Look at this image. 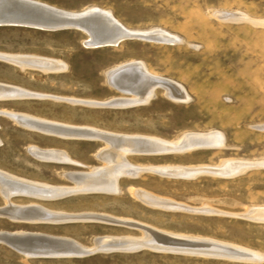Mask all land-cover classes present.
Masks as SVG:
<instances>
[{
	"label": "rangeland",
	"instance_id": "1",
	"mask_svg": "<svg viewBox=\"0 0 264 264\" xmlns=\"http://www.w3.org/2000/svg\"><path fill=\"white\" fill-rule=\"evenodd\" d=\"M32 1L71 12L98 7L111 11L131 30L163 29L179 42L129 39L119 45L91 48L85 44L90 36L77 29H42L31 25L28 28L16 23L0 26V54L33 55L68 65L65 72L47 74L23 71L0 60V85L16 86L34 96L2 99L0 111L165 141H177L190 133H217L222 135L224 147L183 155H133L128 160L132 165L151 169L216 167L226 161L248 164L251 169L237 177L204 175L191 180L144 173L137 179L122 178L123 192L119 195L91 192L56 202L33 201L61 213L65 222L27 225L0 218V234L24 231L21 234L27 236L69 238L89 250L82 258L40 256L29 259V264H264V260L245 262L221 251L226 243L264 258V221L257 220L263 217L257 214L264 213V0ZM132 61H141L150 71L180 84L190 100L175 102L163 90H158L157 97L149 104L128 108L75 104L128 98L108 84L106 73ZM22 127L0 115L1 172L49 187L73 188L76 185L67 175H94L103 166L96 157L104 147L103 142L66 140ZM30 148L60 151L74 164L39 161L31 155ZM131 187L148 191L165 204L155 208L136 200L129 193ZM4 202L0 189V210L5 207ZM14 202L28 205L32 200L16 198ZM83 213L140 222L172 235L193 236L201 240L199 246H205L208 240L217 247L206 251L199 246H181L178 244L182 241L178 239L144 243L146 235L124 226L63 219ZM97 237H132L141 241L125 246L130 248L128 251L89 256ZM0 264L26 263L21 254L0 242Z\"/></svg>",
	"mask_w": 264,
	"mask_h": 264
},
{
	"label": "bare ground",
	"instance_id": "2",
	"mask_svg": "<svg viewBox=\"0 0 264 264\" xmlns=\"http://www.w3.org/2000/svg\"><path fill=\"white\" fill-rule=\"evenodd\" d=\"M12 23H16L18 25H26L27 27L28 25L42 27V29H77L85 32L86 34H88V36H90V40L88 42H85V44L91 48L119 45L121 42L117 44V39L126 36L128 37L127 40L135 39L154 43L179 42L178 39L172 37L167 33V31H163V29L161 30L153 28L151 30H131L125 27L121 22H119L111 11H106L98 7L91 6L83 9L80 12H71L42 3L40 1L0 0V26ZM4 54H0V60L9 62L10 64L19 67L23 71L35 70L47 74H56L65 72L68 69V65L65 62H60L54 59L52 60L41 58L39 56L33 55L21 56L18 54V56H11L12 54ZM106 78L108 84L114 90L121 92L128 98H111L110 100L104 102H76L75 104H83L95 108H128L149 104L157 97L158 90H163L165 92V95L175 102H188L190 100L189 95H187L188 93H186L185 91L186 89H184L180 84L175 83L171 80H167L150 71L147 65L141 61H132L113 67L106 73ZM29 97L31 99V97L34 96L26 92V90L24 91L20 88H17L16 86L12 87L7 85H0V100H15ZM69 102L71 103L72 101ZM0 115L9 117L16 124L23 126L22 128L25 127L44 135L54 136L66 140L86 139L104 143V147H102L101 150H99L96 154L97 160H100L103 166L99 170L96 168L97 171H95L94 175H80V173L79 175L71 174L66 176L67 179H69L76 185L73 188H61L57 186L49 187L44 183L39 184V182L35 183L26 181L0 171L1 196L5 201V207L0 210V218H5L6 220L12 221L16 224L51 225L59 222H65V220L63 221L62 217H60L61 213L54 212V210L45 208L39 203L56 202L58 200L68 198L71 195L74 196L75 194H91V192H100L107 195H119L123 192L120 187V180L122 178L137 179L140 178L144 173H154L165 178H181L187 180L197 179L204 175L231 178L243 175L251 169L248 164L246 165L236 163L235 161L222 162L219 163L218 166L216 165V167L205 165L196 167L168 166L151 169V167L144 168L141 166L132 165L129 162L130 159L128 160V157L133 155H135L136 157L171 154L183 155L201 149L204 150L224 147V139L222 135L217 133H185L186 135H184L180 140L177 139V141H165L154 138L132 137L129 135L124 136L120 134L117 135L114 133H108L88 127L82 128L77 126H68L41 120L37 117L35 118L22 114L20 115L18 113L15 114V112L10 113L7 111H0ZM29 152L39 161L55 164H60V162L66 163L67 165L69 163L74 164L67 154L57 150H42L38 148H30ZM238 162H240V160H238ZM259 167L262 168V165ZM147 192L136 190L133 187L129 189V193L136 200L142 201L145 204H148L149 206L155 208L163 207V205L165 204L163 201L156 199L155 196ZM16 198H27L29 200H32V202L28 203V205H17L14 202ZM33 201H38L39 203H34ZM252 213H254V211H251V214ZM76 214L68 215L66 217H63V219H66L68 221H80L81 223H96L102 225L105 224L114 227L124 226L127 229L129 228L146 235L144 243L148 241L153 244L154 241L158 239L161 241L165 240L167 242H170V240L172 241V239H178L182 241V243L178 245L182 246V244H185L192 247L197 246L198 248L199 245L197 244L198 242H201V240H197L196 238H193V236L186 237L172 235L156 230L155 228H152L151 226L140 222L122 219L119 220L118 218L96 213H83L78 215ZM257 215H263L264 217V213L260 214L259 212ZM263 217L257 220L264 221ZM255 219L256 217L253 219V221ZM19 232L20 231L15 232L14 234H0V242L21 254L23 256V259H25L26 264H29V262H27L29 259L39 258L40 256H49L47 258L55 257L67 259V257H73L76 255H78L79 257L88 255L86 251L89 250L87 248L85 249V247L82 246L83 244L81 245L80 242L78 243L73 241V239H71V241L68 240L69 238L66 240L51 238L48 236L40 238L36 236H27L24 233L21 234L24 231H22L21 233ZM137 240L141 241L139 239ZM137 240L135 241L134 239H132V237H97V239H95L94 241L95 248L90 250L89 256L90 254H110L111 252L118 250L127 249L128 251L130 248H126L125 246H127L131 242L137 243ZM206 242L208 243L205 246H203V244L202 246H199V248H202V250L203 248H205L206 251H210L212 249L216 250V248L214 247L217 246L211 245L215 242H211L208 240H206ZM133 247H135L134 244ZM221 248V251H224L226 254H228L227 256H237L241 258V261L261 262L264 260L263 257L260 258L261 256L259 257L257 254L241 247L226 245L225 243V245L223 244ZM140 251H142V249ZM194 254L198 255L199 253Z\"/></svg>",
	"mask_w": 264,
	"mask_h": 264
},
{
	"label": "water",
	"instance_id": "3",
	"mask_svg": "<svg viewBox=\"0 0 264 264\" xmlns=\"http://www.w3.org/2000/svg\"><path fill=\"white\" fill-rule=\"evenodd\" d=\"M127 36L126 37H120L119 39H117V44L119 43V42H122V41H124V40H127ZM129 38H134V37H129ZM138 38V37H137ZM212 258H214V257H212Z\"/></svg>",
	"mask_w": 264,
	"mask_h": 264
}]
</instances>
